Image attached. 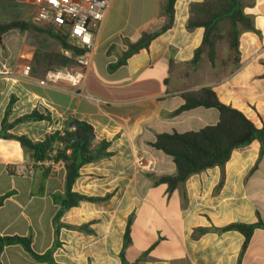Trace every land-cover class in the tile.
<instances>
[{
  "label": "crops",
  "instance_id": "obj_1",
  "mask_svg": "<svg viewBox=\"0 0 264 264\" xmlns=\"http://www.w3.org/2000/svg\"><path fill=\"white\" fill-rule=\"evenodd\" d=\"M10 1L0 0V23L21 20L45 27L37 21L32 0H13L16 13L10 12L14 7ZM166 1L112 0L95 38L92 66L78 88L39 84L57 67L50 55L63 54L56 39L13 30L0 41V129L10 103L9 123L38 108L50 113L51 122L20 123L10 133L42 141L72 117L91 124L113 153L81 169L74 192L111 198L81 202L64 213L60 220L64 225L96 222L90 226L92 233L60 229L61 245L53 254L57 264H122L130 217L132 243L126 250L130 263L146 253V264H264V228L255 230L242 255L245 238L240 232L215 230L232 223H264V154L259 160V143L235 150L223 170L217 166L194 174L171 193L167 184H155L153 178L174 175L176 165L151 146L157 134L217 124L219 112L214 108L171 116L184 104V92L204 87H211L222 103L243 112L258 128L264 127V0H242L244 13L260 35L242 32L237 64L235 53L220 42L215 66L207 53L198 66L191 65L204 29H187L189 8L204 0H177L172 27L125 65L111 69L129 43L168 23ZM223 47L233 57L229 66L223 64ZM25 64L32 67L29 79L21 75ZM31 153L14 139L0 138V197L9 194L0 206V237L30 236L33 250L44 254L55 241L58 206L52 196L64 195L66 171L57 164L44 177ZM201 229L209 230L199 233ZM2 264L47 263L34 260L21 245H11L3 250Z\"/></svg>",
  "mask_w": 264,
  "mask_h": 264
},
{
  "label": "trees",
  "instance_id": "obj_2",
  "mask_svg": "<svg viewBox=\"0 0 264 264\" xmlns=\"http://www.w3.org/2000/svg\"><path fill=\"white\" fill-rule=\"evenodd\" d=\"M176 1H166L165 14L168 17V23L159 31L144 33L137 42L129 43L128 50L118 63L111 66V69L125 65L129 57L142 49L148 48L156 37L172 27ZM189 13L187 29L193 30L198 27L204 29L202 43L195 50L191 61L193 67L199 65L205 53H207L212 66H215L216 47L220 42H226L229 49L235 53L234 63L237 64L240 61L242 32L251 31L260 35V32L254 26L252 18L244 13L242 0H204L201 3L190 4ZM13 30H32L56 39L63 49L72 52L71 58L63 54H52L50 56L51 60H61L60 64L62 66L73 65L75 57L82 53V50L69 43L68 37L60 30L50 26L43 28L21 20L0 23V41L2 42L3 37ZM182 98L184 104L174 111L171 116H177L184 111L204 107L217 109L219 120L217 124L204 127L198 131L157 134L156 140L151 143V146L172 157L176 165V173L172 176L153 178L155 184H167L168 191L171 193L178 186L184 185L187 179L194 174L217 166L223 170L235 150L248 147L255 142L259 143V160L262 158L264 154V127L258 128L243 112L222 103L211 87L184 92ZM11 108L12 104L10 103L1 124L0 138L14 139L24 149L30 150L34 163L40 165L39 167L43 171L44 177L51 173L53 166L62 164L66 171L65 192L64 195L54 194L52 196L54 204L58 206L53 219L55 228L53 247L44 254H38L33 250L30 236L0 237V264H2L3 250L11 245H21L39 263L57 264L54 261L53 254L61 245L59 242L60 229L66 227L92 233L90 226L96 222L94 220L81 226L64 225L60 222L64 213L73 207L79 206L81 202L101 203L111 198V194L105 197H96L74 192L73 186L81 176V169L87 164L110 157L113 153L108 150L110 143L106 140H100L91 124L72 117L62 123L60 130L46 135L42 141H32L25 135L15 136L10 131L20 123L44 120L51 122L52 119L50 113L47 111L42 112L37 108L31 113L9 123L8 117ZM223 178L224 175H222V180L217 187L218 190L223 185ZM8 195L0 197V206L3 205ZM132 219L130 217L126 226L123 247L120 253L121 262L122 264H146V253L133 263L128 262L126 259V250L132 243ZM259 228H264V223L261 220L254 224L232 223L224 228L215 230L219 232H240L245 238L242 255L248 248L255 230ZM207 230L209 229H201L199 233H204Z\"/></svg>",
  "mask_w": 264,
  "mask_h": 264
},
{
  "label": "built area",
  "instance_id": "obj_3",
  "mask_svg": "<svg viewBox=\"0 0 264 264\" xmlns=\"http://www.w3.org/2000/svg\"><path fill=\"white\" fill-rule=\"evenodd\" d=\"M36 8L37 21L60 30L69 43L82 50L75 57L71 69L49 70L39 84L49 87L78 88L86 80L92 66L96 49V36L100 31L112 0H32ZM63 54L72 52L63 49ZM32 67L25 64L21 70L23 78L29 79Z\"/></svg>",
  "mask_w": 264,
  "mask_h": 264
},
{
  "label": "rangeland",
  "instance_id": "obj_4",
  "mask_svg": "<svg viewBox=\"0 0 264 264\" xmlns=\"http://www.w3.org/2000/svg\"><path fill=\"white\" fill-rule=\"evenodd\" d=\"M10 2H11L12 7L14 6L13 9L10 10V12L12 11L13 13H16L17 10H18L17 7H16L17 4L14 5V1L13 0H11ZM31 19H33V17ZM43 45L44 44L42 43V46ZM222 52H223L222 54L224 56V60H223L224 63L223 64L229 66L231 64V61L233 60V57L231 59L228 57V54L226 53V49H224V47L222 49ZM52 54H59V53H52ZM64 56H66V55H64ZM68 58H71V57H68ZM55 62H57V67H55L54 69H50V70L71 69L72 67H75V63L73 65H70V66H63V67H61L62 66L60 64L61 63V60L60 61H55Z\"/></svg>",
  "mask_w": 264,
  "mask_h": 264
}]
</instances>
